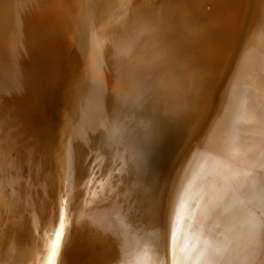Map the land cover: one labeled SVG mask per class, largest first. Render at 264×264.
<instances>
[{"label": "bare ground", "instance_id": "1", "mask_svg": "<svg viewBox=\"0 0 264 264\" xmlns=\"http://www.w3.org/2000/svg\"><path fill=\"white\" fill-rule=\"evenodd\" d=\"M30 59L41 97L0 92V264H46L51 199L60 264H172L173 233L264 264V0H0V84Z\"/></svg>", "mask_w": 264, "mask_h": 264}, {"label": "snow or ice", "instance_id": "2", "mask_svg": "<svg viewBox=\"0 0 264 264\" xmlns=\"http://www.w3.org/2000/svg\"><path fill=\"white\" fill-rule=\"evenodd\" d=\"M62 242L63 224H61L60 230L56 232L55 239L50 241L46 246L49 253L46 264H56V258L60 255ZM205 243L207 244L208 242L206 241ZM170 248L174 256L172 264H190L193 251L190 238L184 237L183 235L177 237L176 233H173L170 240ZM261 252L264 253V248L261 249ZM137 264H144L143 259L139 260ZM191 264H200L199 259L192 261Z\"/></svg>", "mask_w": 264, "mask_h": 264}, {"label": "rangeland", "instance_id": "3", "mask_svg": "<svg viewBox=\"0 0 264 264\" xmlns=\"http://www.w3.org/2000/svg\"><path fill=\"white\" fill-rule=\"evenodd\" d=\"M26 37L27 36H25V38ZM26 40H28V38H26ZM34 54H31V57ZM30 61L31 63L27 65V69H26L27 73L25 70L26 74L24 73V75H21L20 77L19 76L14 77L13 79L14 82H18V84L16 85L11 84V87H6L5 86L6 84H0V92H3V91L5 92L7 89L10 88L9 91H15L18 93V95L26 97L27 98L26 101L30 103L37 101V97H41L42 91L44 89V83L42 80L43 74H41V72H35L36 64L38 63L36 62L35 64V62L32 61V59H30ZM39 67L41 71L43 72L44 67L41 65Z\"/></svg>", "mask_w": 264, "mask_h": 264}, {"label": "water", "instance_id": "4", "mask_svg": "<svg viewBox=\"0 0 264 264\" xmlns=\"http://www.w3.org/2000/svg\"><path fill=\"white\" fill-rule=\"evenodd\" d=\"M58 147H60V145H58ZM64 172L61 174V176H60L61 178H59L60 179L59 182L61 181V183L66 182V179L64 177V175H65ZM57 196H58V190H57ZM51 204H52V211H51L52 217L54 216V214L55 215L57 213L58 214H61L60 215V220H61V222L63 224V242H62V247H61L60 255L56 258V264H60V261L62 259V255H63V253L65 251V248H66V244H67V240L66 239H67V237L69 235L70 227H69L68 220H67L68 219L67 218V214H66L67 212H66L64 206H62V205L59 204L60 205V208L58 210V208H57L58 205H57L56 201L55 200H52V199H51ZM66 207H67V205H66Z\"/></svg>", "mask_w": 264, "mask_h": 264}]
</instances>
